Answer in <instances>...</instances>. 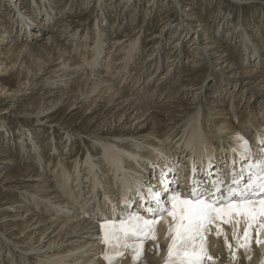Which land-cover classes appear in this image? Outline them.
I'll return each mask as SVG.
<instances>
[{
	"label": "bare ground",
	"instance_id": "1",
	"mask_svg": "<svg viewBox=\"0 0 264 264\" xmlns=\"http://www.w3.org/2000/svg\"><path fill=\"white\" fill-rule=\"evenodd\" d=\"M138 1L84 0L74 14L72 0H0V226L7 233L0 239V264H109L106 254L113 257L110 264H151L148 254L152 251L164 253L163 264H174L168 260L171 236L167 229L175 222L166 213L155 218L156 239L121 233L119 241L106 245L102 225L132 215L148 219L144 212L149 206L144 202L146 190L152 188L162 201H169L179 190L180 172L186 175L178 192L181 198L190 197L193 175L191 167L180 165L184 155L198 154L199 162L207 158L204 170L214 178H207L200 164L197 166L200 180H208L205 196L212 190V181L223 180L224 191L231 183L230 170L239 172L251 162H240L231 155L236 163L231 160L229 168H222L230 161L225 154L238 147L237 134L249 143L253 160L257 158L259 140L264 136V44L255 37L259 32L264 39V27L260 26L264 0L249 3L255 9L240 7V11L256 16V31L245 26L254 19L244 21L238 15L235 21L261 53L252 52L247 44L242 45L244 50L237 46L232 50V39L236 40L240 31L235 23L233 29L225 27L228 19L233 24L229 9L221 17L214 11L205 18L189 0H149L141 24L158 10L181 18L177 39H166L165 29L170 26L163 14L158 15L152 28L159 32L145 41L154 43L147 50L149 57L136 55L140 39L133 37L134 27L126 24L136 21L134 6ZM92 2L95 7H89ZM90 8L101 13L90 32L80 41L76 30L66 40L71 26L83 27L84 11ZM42 10L48 14L46 20L37 16ZM109 11L123 17L125 25L112 23L111 15L107 18ZM127 12H131L129 17ZM214 22L226 29L223 37L212 30ZM87 35L94 40H89L90 44ZM160 35L168 41L165 62L155 54L161 49ZM61 40L67 46L78 44L72 52L78 58H72ZM134 58L139 69L128 71ZM165 64L167 71L155 84L153 80ZM215 66H220L219 72H212ZM180 67L184 71L179 72ZM127 79L132 82L125 88ZM163 79H169L168 85H161ZM41 88L47 90L41 92ZM21 127L25 130L18 132ZM15 128L19 129L16 135ZM170 165L178 168V175L168 171ZM163 171H168L167 177ZM147 176L156 180L150 178L147 185ZM165 206L171 208L170 201ZM262 225L264 216L250 223L243 216L222 214L217 218L214 214L205 233L212 260L205 259L203 264H264ZM246 229L251 233L250 247L238 248L234 233L238 232L243 242ZM141 244L142 255L133 259L134 246ZM195 244L198 250L200 240Z\"/></svg>",
	"mask_w": 264,
	"mask_h": 264
},
{
	"label": "snow or ice",
	"instance_id": "2",
	"mask_svg": "<svg viewBox=\"0 0 264 264\" xmlns=\"http://www.w3.org/2000/svg\"><path fill=\"white\" fill-rule=\"evenodd\" d=\"M236 143L238 147L233 148L232 151L238 153L240 162H251L241 167L239 172L234 169L230 170L229 175L232 179L226 190H221L224 181L217 178L212 181V190L205 196L208 180H200L194 162L191 166L193 179L190 181V197L181 198L178 191L173 192L169 198L171 208H168L165 204L169 201H162L159 192H153L151 188H148L144 202L149 206L144 208V212L148 214L149 218L144 219L143 216L132 215L123 218L119 223H113L111 220L106 221L102 225L104 243L108 245L112 240L119 241L121 233L125 237L132 235L138 239H156L154 226L157 220L155 218L166 213L175 222L174 227L169 226L167 229V235L171 236V244L168 248L169 262L203 264L205 259L212 260L206 249L205 233L213 224L214 214L217 218L222 214H235L245 217L250 223L254 222L256 217L264 216V136L259 140L261 148L256 154L255 160H253V152L249 143L239 134L236 136ZM211 159L210 157L209 160L211 161ZM208 167H211V163L208 164ZM168 171H176L178 175V168L171 165ZM168 171H163L162 175L167 177ZM200 171L205 176L212 175L211 172L204 170L203 162H201ZM165 190H167V184H165ZM261 228H264V225ZM258 235L259 233H257ZM234 238L238 248L247 249L250 247L251 233L248 229L245 230L243 242H241L238 232L234 233ZM197 240H200L198 250L195 244ZM256 242L261 243L259 239ZM228 246L231 248L230 245ZM134 247L136 255L133 259H138L142 255L143 246L141 244ZM119 255H123V253ZM104 259L110 264L113 257L106 254Z\"/></svg>",
	"mask_w": 264,
	"mask_h": 264
},
{
	"label": "rangeland",
	"instance_id": "3",
	"mask_svg": "<svg viewBox=\"0 0 264 264\" xmlns=\"http://www.w3.org/2000/svg\"><path fill=\"white\" fill-rule=\"evenodd\" d=\"M10 1V0H9ZM59 1H63V2H65V1H70V0H59ZM84 0H81V1H79V0H72V6H71V8L76 12H74V14H77V12H78V10L80 9V8H82L83 6H82V2H83ZM142 1V2H141ZM148 1L149 0H140V1H138V3H137V5L136 6H132L134 9H136V13H135V15H136V21L135 22H127L126 24H127V26H128V24L130 25H132L134 28V30H136V32H135V34H132L133 35V37H138L140 40H139V48H138V50H137V54L136 55H140V56H143V55H146L147 57H149V55H150V52L149 51H147L148 50V48H149V46H153V44H151V45H147V43L145 42L146 41V39H150V38H152V37H154V36H156V34L159 32V30L160 29H155V28H152V27H154V24L156 23V21L155 20H157L158 18V15H160L161 16V14H163V11L164 10H158L156 13H151L150 15H149V21L147 20V21H145V23H143V24H141V20H142V18L144 17V12H145V10H146V7H147V3H148ZM161 1V3L164 1V0H160ZM77 2H78V4H77ZM110 2H111V0H110ZM159 2V1H158ZM189 2L190 3H192V4H194L195 5V7H197L196 8V11H199L200 12V14H198V15H200L201 17H205V18H207L209 15H208V13L209 14H212L214 11V13L215 14H217V16L218 17H221V15H222V12L223 11H226V10H230V12L232 13V18H233V24H231L230 23V19H228L227 21V23L226 22H224V24L226 25L225 27L226 28H228V27H230L231 29H233V27H234V23H235V26L237 25V23L236 22H238V21H236V20H238V15H241V16H243L242 18H244V21H246L248 18H251V19H254V20H252V23L251 24H246L245 26H248V28H252V27H254L255 25L254 24H257V22H255V19H256V16H255V18L254 17H251V13L250 12H246L244 9L242 10V11H240V7H242V8H245V9H247V8H249V9H255L254 7H252L249 3H252V2H255V0H252V1H249V2H246V3H243L242 1H236V0H189ZM201 2L203 3V4H201ZM212 2V3H211ZM238 2V3H237ZM146 3V4H145ZM8 4V3H7ZM133 5H134V3H132ZM200 4V5H199ZM231 4H234V5H231ZM235 4H237V5H235ZM78 5V6H77ZM91 5L93 6V7H95V3L94 2H92V3H90L89 4V7H91ZM198 5V6H197ZM202 5V6H201ZM200 6V7H199ZM92 7V8H93ZM131 7V8H132ZM227 7H229V8H227ZM92 8H90V10L88 9V10H86V11H84V13H85V15H84V13H81V14H83L84 16H85V18L83 17V19H84V25H83V27H81V26H77V25H73V26H71V28H70V31L67 33V34H69V35H65V36H67V37H65L66 38V40H69L70 38H69V36H70V34H71V32H72V34L76 31V30H79V34H78V37H84V36H86V32L89 30V29H91L92 28V25H93V23H94V21H95V19L96 18H98V16L101 14V13H96V12H93L91 9ZM130 8V9H131ZM201 8H203V11H200V9ZM208 8H210V9H208ZM224 8V9H223ZM183 8L181 7V10H182ZM208 9V10H207ZM91 12V13H90ZM90 13V14H89ZM93 13V14H92ZM112 13V11H109V12H107V18L111 15V21H113L112 23H120V24H122V23H124V22H122V20H123V17L121 18V16H119V17H115V15H113V14H111ZM227 13V12H226ZM245 13H247V14H245ZM130 14H131V12H127V14H126V16L127 17H129L130 16ZM167 14V15H166ZM91 15V16H90ZM93 15H94V17H93ZM143 17H142V16ZM235 15V16H234ZM253 15V14H252ZM263 15V14H262ZM58 16V15H57ZM87 16H90V17H87ZM163 16L165 17L164 18V21L166 22V23H168L169 24V30H168V28H166L165 30H167L166 32H167V35H166V39H168V37L170 36V38H172V39H177V34H178V31H177V25L178 24H180V16L178 15H175V14H173V13H164L163 14ZM177 16V17H176ZM195 16V15H194ZM142 17V18H141ZM167 17V18H166ZM235 17V18H234ZM263 19H264V15H263V17H262ZM89 19V20H88ZM114 19V20H113ZM168 19V20H167ZM60 21V20H59ZM236 21V22H235ZM61 22V21H60ZM87 22V23H86ZM221 23H222V21H221ZM221 23H219V25L221 24ZM87 24V25H86ZM140 24V25H139ZM165 24V23H164ZM172 26H171V25ZM216 24V25H215ZM124 25H125V23H124ZM135 25H137V26H135ZM150 25V26H149ZM263 25V26H262ZM141 27V29L139 30V29H137L138 27ZM260 26L261 27H264V20H263V22H260ZM78 27V28H77ZM237 27V26H236ZM57 28H58V26H57ZM73 28V29H72ZM75 28V29H74ZM150 28V29H149ZM160 28V27H159ZM122 29V28H121ZM143 29V30H142ZM34 30V29H33ZM32 30V31H33ZM72 30V31H71ZM74 30V31H73ZM165 30L163 31V33L165 32ZM212 30H217V37H223L224 35L223 34H225V32H227L226 31V29H224V30H221V27L219 26H217V23H213L212 24ZM237 30L238 31H240V33H239V37L238 38H235L236 40H234V38L232 39V42H231V48H232V50H233V48L235 49V47L236 48H238L239 50H244L243 48H242V45L244 44H247V46L249 47V49L253 52L254 50L255 51H257V52H260L261 53V51L260 50H258L257 49V47H256V45H255V43H254V46L252 45V43L254 42V39L252 38V37H250L249 36V34L247 33H245V34H243L244 33V31H241L240 30V25H238V27H237ZM257 29L254 27V29L252 30V31H256ZM119 31V30H118ZM118 31L117 32H115V34H117L118 33ZM141 31V32H140ZM150 31V32H149ZM88 32H90V31H88ZM122 32V31H121ZM175 32V33H174ZM224 32V33H223ZM163 33H162V35H163ZM233 33V32H232ZM114 35V34H113ZM162 35H160L161 37V40H163V41H159V46H160V48L161 49H159L155 54H158L157 56L158 57H161V60H163V62H165L164 61V58L165 57H169L167 54V52H168V50H167V46H166V44L168 43V41L167 40H165L164 39V37H162ZM241 36V37H240ZM81 37V39H80V41H82L83 40V38ZM88 37H90V35H87V42L86 43H88V44H90V41L89 40H91V42L92 41H94L93 40V38L92 37H90V39L88 38ZM65 38H64V40H65ZM255 38H257V39H259L261 42H262V44H264V39H263V37L261 36V34L258 32L257 33V36L255 37ZM157 40V39H156ZM160 40V39H159ZM165 40V41H164ZM188 40V39H187ZM190 40V39H189ZM236 41V42H235ZM61 42H62V40H61ZM177 41H175V42H173V44H177L176 43ZM170 43H171V40H170ZM188 42H185L184 43V45L181 47V50H183V52H184V49H186L187 48V46H186V44H187ZM64 43L62 42V46H63V48H64V46H65V48L68 50H71L70 52L72 53V52H75L74 50H75V48H77V46H78V44H71V45H69V46H67L66 44H64ZM72 46V47H71ZM145 46V47H144ZM147 46V47H146ZM165 46V47H164ZM170 46V45H169ZM168 46V47H169ZM235 46V47H234ZM70 48H72V49H70ZM146 49V50H145ZM158 49V47L156 48V50ZM68 50V51H69ZM144 51H147V54H146V52H144ZM234 51V50H233ZM162 52V53H161ZM235 52V51H234ZM237 53V55H239L240 57H241V54L240 53H238V52H236ZM112 54H114V53H112ZM76 55L75 53H72V58H78L77 57V55L74 57V56ZM139 56V57H140ZM259 56V55H258ZM157 57V58H158ZM249 57V56H248ZM248 57H247V59H248ZM256 57V56H255ZM250 58V57H249ZM254 59V58H253ZM252 59V60H253ZM183 60H184V57H183ZM240 60H241V58H240ZM137 58H134L133 60H132V64L130 63V65L128 66V71H137L139 68H136L135 66H136V64H137ZM184 62V61H183ZM242 63H245V65L246 66H248V63H246L245 61L243 62V60H242ZM181 67H182V65H181ZM180 67V68H181ZM168 67H167V64H165V66H163V68L162 69H159L160 71H159V73H158V75L155 77V79L153 80V82H155V84L158 82V80H160L161 79V77H163L164 76V74L166 73V69H167ZM150 69V68H149ZM214 70L212 71V72H219L220 70V66H215L214 68H213ZM216 69V70H215ZM151 70H152V68H151ZM166 70V71H165ZM183 70V68H181V70L179 69L178 71L180 72V71H182ZM184 71V70H183ZM129 74V73H128ZM127 74V75H128ZM149 73L148 74H145L144 75V77L142 78V81L144 82V81H146L147 80V77L149 78ZM160 78V79H159ZM113 79H117V77H114ZM215 80V79H214ZM131 82L132 81H129V79H127V81H126V83H125V88H128V86L130 87V85H131ZM170 81H169V79H163V82L161 83V85L162 86H166V85H168V83H169ZM166 83V84H165ZM121 89H124V87H121ZM40 90H42L41 92H44L45 90H47L46 88H45V90L43 89V88H41ZM233 90V89H232ZM36 97L38 96V95H35ZM207 96H208V94H207ZM210 97V96H209ZM144 98V97H143ZM22 103H20V104H18V105H14V106H16L15 108H18L20 105H21ZM14 107H13V109H15ZM216 110V109H215ZM252 121H254V119L252 120ZM250 122V121H249ZM6 125V124H5ZM19 128V127H18ZM18 128H15V135L16 134H18V132H22L23 130H25V128L24 127H21L20 128V130L18 129ZM19 130V131H18ZM18 131V132H17ZM14 135V136H15ZM99 137V136H98ZM100 137H102V136H100ZM10 138H12V136L10 135ZM75 138V137H74ZM205 138H208V135H206L205 136ZM75 139H78V138H75ZM127 138H125L124 140H126ZM86 140V139H85ZM88 140V139H87ZM194 141H197V140H194ZM194 144H196L197 142H193ZM205 143H207V142H203V141H201V144H205ZM209 143V142H208ZM208 145V144H207ZM202 147L204 146V145H201ZM212 146V145H211ZM228 146V145H227ZM205 148V147H204ZM191 149V148H190ZM203 149V148H202ZM10 150H13L14 151V147H11V149ZM18 150V149H17ZM17 150H15V151H17ZM14 151V152H15ZM22 151H24L25 153H30L31 155L33 154V152L32 151H30V150H27V149H22ZM79 154H83V153H85L84 151H81V150H78L77 151ZM233 157H239V155H238V153H236V152H232V154H230V153H226L225 154V157H227V158H229L230 157V161H226V162H224L223 163V167L222 168H229L230 166H231V162L233 161L232 160V156ZM197 156H198V154L197 155H195V154H192V155H190V154H188V155H184V160L182 161L183 163H181L180 165L182 166V165H185V167H191L192 165H193V160L195 161V160H197ZM19 157H20V155L18 156V159H19ZM224 157V158H225ZM185 158H187V160H185ZM17 160V159H16ZM232 160V161H231ZM18 161V160H17ZM207 161V158H204L203 160H201V162H206ZM201 162H199L198 160L196 161V166H198V164H200L199 165V169H200V167H201ZM234 162V161H233ZM177 163V162H176ZM226 163L228 164V166L226 165ZM204 166V165H203ZM226 173V172H225ZM185 175H186V172H180V174L178 175V185H179V190H180V183L182 182V179L185 177ZM149 177V179L148 180H145L146 181V184L147 185H149L150 183H151V179L150 178H155L154 176H147V178ZM207 178H209L208 176H207ZM211 178H214V176H210V179ZM154 180H156V178L154 179ZM147 182H149V183H147ZM3 186V185H2ZM152 189V188H151ZM133 191H134V189H132ZM153 190V189H152ZM176 190V189H175ZM178 190V191H179ZM153 192H155V190H153ZM107 197H109V196H107ZM109 198H111V197H109ZM162 199H164V198H162ZM98 200H100V199H98ZM2 234H7L6 232H4V228H3V226H0V239H1V236H2ZM5 238L7 239V240H10V237L9 236H5ZM149 259H148V261H149V263H151V264H154L156 261H158V260H160L161 262H162V264L164 263V261H165V259H166V257H165V255H164V253L163 252H156V251H152L151 253L149 252Z\"/></svg>",
	"mask_w": 264,
	"mask_h": 264
}]
</instances>
